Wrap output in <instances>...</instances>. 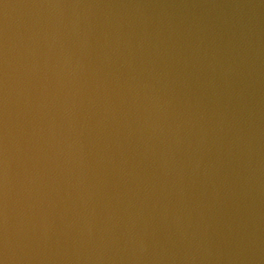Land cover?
<instances>
[{
    "label": "water",
    "instance_id": "1",
    "mask_svg": "<svg viewBox=\"0 0 264 264\" xmlns=\"http://www.w3.org/2000/svg\"><path fill=\"white\" fill-rule=\"evenodd\" d=\"M0 264H264V0H0Z\"/></svg>",
    "mask_w": 264,
    "mask_h": 264
}]
</instances>
